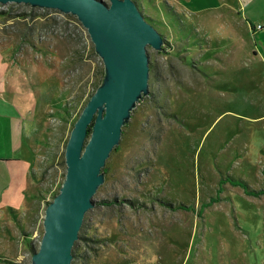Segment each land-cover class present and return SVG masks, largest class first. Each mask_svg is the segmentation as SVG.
I'll use <instances>...</instances> for the list:
<instances>
[{"label": "rangeland", "instance_id": "1", "mask_svg": "<svg viewBox=\"0 0 264 264\" xmlns=\"http://www.w3.org/2000/svg\"><path fill=\"white\" fill-rule=\"evenodd\" d=\"M136 2L169 41L148 48L150 92L106 161L72 264H264V0ZM0 43L56 77L30 201L2 204L13 198L0 187V264H30L104 63L58 9L0 3Z\"/></svg>", "mask_w": 264, "mask_h": 264}, {"label": "water", "instance_id": "2", "mask_svg": "<svg viewBox=\"0 0 264 264\" xmlns=\"http://www.w3.org/2000/svg\"><path fill=\"white\" fill-rule=\"evenodd\" d=\"M8 2L76 15L104 63L101 83L71 130L65 148L66 177L46 205L44 233L30 262L72 264L86 214L106 179V161L120 144L133 110L150 92L148 48L161 51L166 39L136 0H0Z\"/></svg>", "mask_w": 264, "mask_h": 264}, {"label": "crops", "instance_id": "3", "mask_svg": "<svg viewBox=\"0 0 264 264\" xmlns=\"http://www.w3.org/2000/svg\"><path fill=\"white\" fill-rule=\"evenodd\" d=\"M14 50L15 44L0 43V179L6 180L0 187L3 197L13 198L1 196V203L17 205L30 201L27 189L49 135L45 83L56 77L44 60L19 57Z\"/></svg>", "mask_w": 264, "mask_h": 264}, {"label": "trees", "instance_id": "4", "mask_svg": "<svg viewBox=\"0 0 264 264\" xmlns=\"http://www.w3.org/2000/svg\"><path fill=\"white\" fill-rule=\"evenodd\" d=\"M168 41H169V40H168ZM168 41L166 40V43H167ZM16 48H17V45H15V50H14V54H15V55H16V53H17ZM90 132H91V127H90ZM40 161H41V159H40ZM83 224H84V223H83ZM81 229H82V228H81ZM80 239H81V235H80V238H79L78 240H80ZM78 240L76 241L75 246H74V250H73L74 258L76 257V253H77V248H78L77 244H78Z\"/></svg>", "mask_w": 264, "mask_h": 264}, {"label": "built area", "instance_id": "5", "mask_svg": "<svg viewBox=\"0 0 264 264\" xmlns=\"http://www.w3.org/2000/svg\"><path fill=\"white\" fill-rule=\"evenodd\" d=\"M255 29H256V30H264V23H258V24L255 26Z\"/></svg>", "mask_w": 264, "mask_h": 264}]
</instances>
